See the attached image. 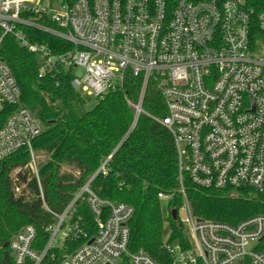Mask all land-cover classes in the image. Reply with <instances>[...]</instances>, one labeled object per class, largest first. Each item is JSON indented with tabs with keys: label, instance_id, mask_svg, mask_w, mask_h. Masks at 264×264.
Masks as SVG:
<instances>
[{
	"label": "built area",
	"instance_id": "obj_1",
	"mask_svg": "<svg viewBox=\"0 0 264 264\" xmlns=\"http://www.w3.org/2000/svg\"><path fill=\"white\" fill-rule=\"evenodd\" d=\"M0 27V49L13 35L38 57L41 75L69 72L84 98L123 92L127 77L139 78L138 103L129 102L139 116L148 85L156 86L167 116L154 119L175 142L184 199L177 220L188 240L184 249L165 234L172 264H264V214L237 225L199 219L184 186L188 179L202 189L264 193V12L245 0H180L173 9L164 0H0ZM23 27L71 49L55 54L49 45L31 42ZM5 106L13 112L0 128V161L28 151L29 162L11 172L14 193L24 195L35 178L53 221L45 241L35 226L22 227L5 251L0 247V264H159L143 249L130 250L134 207L100 198L91 181L61 213L48 207L33 149L43 126L0 57V109ZM172 197L158 195L165 203ZM84 205L93 223H85ZM171 211L164 206L167 229Z\"/></svg>",
	"mask_w": 264,
	"mask_h": 264
},
{
	"label": "trees",
	"instance_id": "obj_2",
	"mask_svg": "<svg viewBox=\"0 0 264 264\" xmlns=\"http://www.w3.org/2000/svg\"><path fill=\"white\" fill-rule=\"evenodd\" d=\"M164 1L173 9L180 0ZM245 2L257 13L264 12V0ZM23 29L31 42L47 44L55 54L71 49L49 34L29 27ZM2 35L0 27V38ZM0 57L12 70L22 102L43 126L42 134L33 142V149L37 155L47 157L40 162L39 175L48 207L61 213L73 194L91 181V189L100 198L134 207L129 224L130 250L143 249L157 263L172 264L171 255L164 247L165 234L170 233L171 244H179L184 249L188 247V240L179 220L170 218L169 228H166L165 205L158 198L160 193L172 195L167 205L177 211L184 202L179 192V166L173 136L154 119L167 116L156 86L148 85L142 103L144 112L137 116L130 103H138L142 84L139 78L127 77L123 92H112L93 101L71 86L69 72L41 75L38 57L21 47L11 34L3 39ZM12 112L11 106L0 109V128ZM29 160L28 151L22 149L0 161L2 252L26 225L35 226L39 238L47 240L45 228L53 221L43 205L35 178H30L24 190L26 194L17 197L14 193L11 172L25 166ZM105 162V170H100ZM28 179L25 173L23 180ZM184 186L192 212L199 219L237 225L249 217L264 214V193L249 188L202 189L188 179ZM83 207L85 223H93L92 215L85 205Z\"/></svg>",
	"mask_w": 264,
	"mask_h": 264
},
{
	"label": "rangeland",
	"instance_id": "obj_3",
	"mask_svg": "<svg viewBox=\"0 0 264 264\" xmlns=\"http://www.w3.org/2000/svg\"><path fill=\"white\" fill-rule=\"evenodd\" d=\"M81 73H83V71H80ZM93 101H96V100H93ZM38 160L39 162H43L44 160H47V157L43 154H39L38 155ZM68 171H70L71 169H67ZM72 172V171H71ZM164 205H167V203L163 202Z\"/></svg>",
	"mask_w": 264,
	"mask_h": 264
},
{
	"label": "water",
	"instance_id": "obj_4",
	"mask_svg": "<svg viewBox=\"0 0 264 264\" xmlns=\"http://www.w3.org/2000/svg\"><path fill=\"white\" fill-rule=\"evenodd\" d=\"M240 190H243V187H240ZM171 214H172V219L174 221H177V219H178V212H177V210H172L171 211ZM5 247H7V245Z\"/></svg>",
	"mask_w": 264,
	"mask_h": 264
}]
</instances>
